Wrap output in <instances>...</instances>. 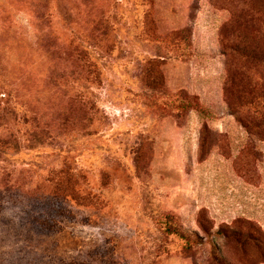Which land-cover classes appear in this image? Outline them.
<instances>
[{"label":"rangeland","instance_id":"374dc122","mask_svg":"<svg viewBox=\"0 0 264 264\" xmlns=\"http://www.w3.org/2000/svg\"><path fill=\"white\" fill-rule=\"evenodd\" d=\"M235 43L264 50V0H0V264H264V130L223 96L231 67L264 122V57Z\"/></svg>","mask_w":264,"mask_h":264},{"label":"trees","instance_id":"16d2710c","mask_svg":"<svg viewBox=\"0 0 264 264\" xmlns=\"http://www.w3.org/2000/svg\"><path fill=\"white\" fill-rule=\"evenodd\" d=\"M250 23H255V20L251 19L248 20ZM256 29L258 28V25H255ZM231 37H237L235 34V26L234 23H232V33ZM230 51L234 53L236 56H241L246 60L249 59H256V57L259 55L261 57H264V50L259 49V50H253L251 47H257V46H252L250 44H246V46L242 47L241 44L235 43V45H230ZM258 48V47H257ZM238 76H235L233 74V71L231 67H228L226 70V81H225V86L223 89V96L225 99L226 104L228 107L231 108L232 102H235V106L237 105L239 111L235 112L233 110V113L236 115L237 122L245 129L248 131H255L256 133H259L261 130H264V122H255L252 123V121H245L243 116H240L239 114L241 113L242 108H244V105H250L252 101L250 100L245 104V102H242V96L247 92V87L244 83V81H241ZM243 104V105H242ZM184 239H189L187 235H182L181 236ZM227 237L238 242V243H245L247 241H251L253 238L249 234H244L242 232H230L227 234ZM259 238V235L257 236ZM256 240V239H254ZM255 247L257 248L259 254H262V251L264 250V237H260L255 241ZM258 245L260 247H258Z\"/></svg>","mask_w":264,"mask_h":264}]
</instances>
